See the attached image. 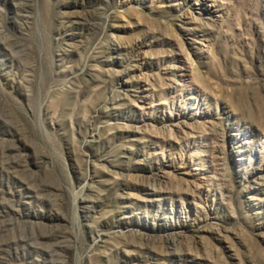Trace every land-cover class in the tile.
Here are the masks:
<instances>
[{
  "label": "rangeland",
  "instance_id": "1",
  "mask_svg": "<svg viewBox=\"0 0 264 264\" xmlns=\"http://www.w3.org/2000/svg\"><path fill=\"white\" fill-rule=\"evenodd\" d=\"M0 264H264V0H0Z\"/></svg>",
  "mask_w": 264,
  "mask_h": 264
}]
</instances>
